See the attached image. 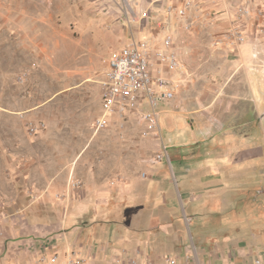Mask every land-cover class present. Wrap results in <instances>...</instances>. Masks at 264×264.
<instances>
[{
  "label": "rangeland",
  "instance_id": "374dc122",
  "mask_svg": "<svg viewBox=\"0 0 264 264\" xmlns=\"http://www.w3.org/2000/svg\"><path fill=\"white\" fill-rule=\"evenodd\" d=\"M152 1L0 0V138L8 149L0 160H9L7 166L0 163V185L3 177L12 180L3 185L6 195L0 199L8 203L0 208V256L10 243L21 240L10 231L12 220L21 222L23 202L21 180L9 154L11 140H20L24 129L21 108L37 105L36 95L44 105H53L46 114L50 125L57 129V120H64L58 130L72 128L74 139L75 134L82 139L65 152L67 165L58 168L54 180L88 177V183L101 188L97 213L87 210L74 233L97 264H107L105 255L117 250L158 256L193 247L195 264H209L216 252L229 257L231 264H241L246 248L252 254L246 264H264V109L252 100L232 103L234 94L264 93V39L239 56L212 46L217 33L209 24L197 30L196 43L187 53L179 51L176 36L181 32L174 34L185 82L160 108L168 114L161 138L170 148L172 169L166 161H154L159 142L140 139L135 119L123 123L115 117L110 129L94 136L89 126L97 114L89 117L80 105L58 103L54 96L74 80L97 79L112 51L133 42L157 50L172 31L167 28L159 35L166 28L167 8L163 14L159 5L151 8ZM28 69L27 80L19 82L18 76ZM243 80L250 84L242 86ZM96 154L102 160L97 161ZM87 194L99 196L91 187ZM44 212L40 210L38 221L68 220L64 213ZM56 234L47 229L42 238Z\"/></svg>",
  "mask_w": 264,
  "mask_h": 264
},
{
  "label": "crops",
  "instance_id": "0c3cea01",
  "mask_svg": "<svg viewBox=\"0 0 264 264\" xmlns=\"http://www.w3.org/2000/svg\"><path fill=\"white\" fill-rule=\"evenodd\" d=\"M182 1L183 0H153L150 3V6L151 8H154L155 5H159L160 7H162L161 10H163V14H165L164 9H166L170 5L178 7L180 6ZM201 2L199 3L204 13L203 18L196 23L194 30L189 34L182 31V23L180 21H177L175 19L169 20L165 14L166 28H163L164 31H161V34L159 35L166 34L168 30L172 31L175 36L178 32H181V36L179 33L176 36L180 37L179 51L183 49L185 53L190 52L193 47V43H196V32L201 27V25H211V27H213V29L217 33L216 38L226 33L230 26V18L228 17V11L226 10V7H229V4L231 5L237 2H242V0H205L204 3ZM254 4L264 10V6L260 0L255 1ZM159 6H156V8ZM151 8H148L147 12H150ZM207 18H211L209 22H207ZM175 22H177L176 27L173 26ZM260 24L264 26V20ZM162 25H164V23ZM247 31L250 36L247 44L240 48L238 52L227 51V53L233 55L238 53L239 56L247 55L248 53L252 52L254 48H256L257 42L264 39L263 36H256L253 23H248ZM162 41L163 39L161 40V43ZM158 48H160V45ZM178 54L183 61L182 54L180 52H178ZM106 69L107 64L97 79L74 80L73 82H70V84L64 85V88L57 91V94L54 95L55 97H57L58 103L72 102L75 107H77V105H80L82 107L81 111L83 113H88L89 117L97 114V116L90 122L89 126L94 136L98 134H95L93 131V122L101 113L100 83ZM156 70H160L161 74L173 84L181 85L185 82V80L181 78H184V74L170 73L165 68H162L159 65H157ZM238 80L239 79H237V81ZM243 81H241L242 86H248L247 82H249V80ZM257 85L260 86L259 80L257 82ZM34 96L35 98L33 97V99H35V101L36 99L38 100L37 105L35 104L33 106H29L28 108H21V126H24V129L21 127L20 140H11V153L9 154L11 157H14L12 158L14 162L11 163V167L16 169V175L19 176L21 180L20 193L21 202H23V206L21 208V216L23 217H21V222L12 220L10 223V226L12 227L10 231L12 232L11 235L13 237H21V240L12 242L7 246V250H5L3 255L0 256V264H36L38 255L41 253H45L47 255L55 253L58 254L59 261L57 264H65L66 257L72 253L75 254V257L85 260L87 264H97L95 256H90L91 249L86 251L84 247H80L81 245L79 244L74 233L77 229L75 228L76 222L79 221L80 218H83V216L85 218L84 213L87 212V210L91 208L92 213H97V205L103 198L100 192L101 188L99 189L94 182L88 183V177L79 178L74 176L82 183L81 191L73 194L64 201H57L54 198L55 194L62 195L64 193L65 188L69 182V179L66 181V177H64L61 181H55L54 175L59 171L58 168L65 167L67 165L68 160L65 152L68 149L73 150L76 143L75 141L79 143L80 141H82V139L79 134H75L78 136V139H74V131L72 128L67 130H58L60 125L65 126L64 120L61 122V124L60 121L57 120V129L50 125L46 114L48 111V107H53L52 103H49L48 106H46L44 105L45 102L40 96ZM232 97V103L241 102L244 104L249 103L252 100L253 102L258 103L260 107L262 106L261 109H264V93H259L257 97L250 95L249 93L234 94L232 95ZM86 107H88V110H86ZM164 108L165 107H163V109L161 110L160 117V127L162 134L165 130V126L167 124L166 121L168 119V114H166ZM163 115H166V118L162 120ZM130 119L135 118L131 115H128V117L126 118V121L128 122L126 123H129ZM29 122L44 123L47 124V128L39 132L36 136L30 137L27 133L26 127ZM162 122L164 123V127H162ZM108 129L110 128L108 127L101 133L107 131ZM80 135H82V133ZM85 135L87 136V138L89 137V134L86 133ZM138 136L140 137V134H138ZM5 145V140L3 137H1L0 155L4 152V150H8L5 149ZM94 157L97 161L102 160V157L100 158V154H96ZM2 162V166H7L9 164V160L6 158L0 160V163ZM169 166L172 169L173 165H171V163ZM49 168L53 169L50 170ZM173 179L174 182H176V177L174 174ZM11 181L12 180H10V178H2L0 185V199L4 198L3 196L6 195V191L4 190L3 185H10ZM89 187H91V189L93 190H96V193L99 196L94 198L91 197V195L87 194L89 192ZM12 193L14 195H18V191L14 190ZM11 197H13V195H11ZM5 204L6 202L4 203V201H0V208ZM40 210L45 211L44 213L47 216L62 215L64 213V216H66L64 220L67 218L68 220H65L63 223H44L42 221H38V218L41 217L38 214L40 213ZM29 214L32 215L31 218L24 217ZM36 215H39V217H36ZM47 229L57 231V234L51 237L42 238V231H45ZM71 229H73V232L69 231ZM31 231L33 232V234H31ZM0 241H2V238H0ZM75 248H78L80 250V253H78ZM82 253L86 254V256H82ZM241 253L240 263H249L252 256L251 251L246 248L243 249ZM212 256V260L209 262V264H231L229 257L224 254L222 255L221 253L216 252L213 253ZM105 257L106 259L104 261L107 264H131L133 260L136 261L137 264H145L147 262H150L151 264H166V259L168 258H174L177 261V264H195L197 253L195 247H193V250L190 248L179 254H166L158 256H152L140 251L129 253L125 250H117L115 254L105 255ZM255 262H252L251 264H255Z\"/></svg>",
  "mask_w": 264,
  "mask_h": 264
},
{
  "label": "built area",
  "instance_id": "2783aa9c",
  "mask_svg": "<svg viewBox=\"0 0 264 264\" xmlns=\"http://www.w3.org/2000/svg\"><path fill=\"white\" fill-rule=\"evenodd\" d=\"M255 1L237 2L226 7L230 26L226 33L213 41L212 46L215 49L238 52L250 39L247 31L248 23H253L256 36H264V26L260 24L264 20V10L257 7L254 4ZM203 15L200 3L195 0H183L180 6L170 5L166 9L167 18L180 21L182 31L187 34L194 30L196 23L202 20ZM142 16L147 17L148 14L144 13ZM136 17L134 15L131 22H136ZM174 44V33L171 32L169 38H163L157 50H153L148 45L133 42L111 52L107 69L100 83L101 113L93 122V131L97 134L107 129L115 117H119L124 123L128 115L133 116L141 128L140 138L159 142V150L154 156L157 164L165 161L168 165L171 163L168 154L170 148L161 138L160 108L174 98L179 85L168 81L160 70H156V67L159 65L170 73L185 74L186 72ZM30 74V69L23 71L18 76L19 82H25ZM26 127L28 135L34 137L45 129V124L29 122ZM145 176L143 174V177ZM81 188L82 183L75 177H71L64 193L55 194L54 198L57 201H64L80 192ZM1 229L2 217L0 216V235ZM58 261L59 256L56 253L53 255L41 253L38 255L36 264H57ZM65 264L87 263L72 253L66 257ZM131 264H137V262L133 260ZM166 264H177V261L174 258H168ZM255 264L261 263L256 261Z\"/></svg>",
  "mask_w": 264,
  "mask_h": 264
},
{
  "label": "bare ground",
  "instance_id": "6f19581e",
  "mask_svg": "<svg viewBox=\"0 0 264 264\" xmlns=\"http://www.w3.org/2000/svg\"><path fill=\"white\" fill-rule=\"evenodd\" d=\"M171 32H168L165 36V38H169Z\"/></svg>",
  "mask_w": 264,
  "mask_h": 264
}]
</instances>
